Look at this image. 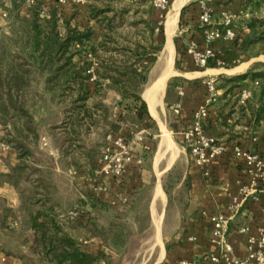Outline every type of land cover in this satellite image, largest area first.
<instances>
[{"label": "crops", "instance_id": "obj_1", "mask_svg": "<svg viewBox=\"0 0 264 264\" xmlns=\"http://www.w3.org/2000/svg\"><path fill=\"white\" fill-rule=\"evenodd\" d=\"M101 1L88 0L87 5L84 6L72 3L57 6L54 3L42 2L45 9L43 15L48 17L52 9L56 8L61 34L65 35L67 25L80 32L90 30L93 37L88 44L91 46L100 43L106 36L114 35L117 31L134 37L127 39L130 43L125 45L118 43L117 46L120 48H130L133 51L136 45L145 48L156 46L154 33L159 13L153 7L144 0H116L120 5L118 9L106 10V13L95 18L92 13L93 4ZM177 1L170 0L169 13ZM201 1L184 0L180 8L173 35V38H180L176 46L178 59L174 48L171 65L174 70L175 61L178 60L180 69L178 73L174 70V75L170 77V81L168 80L164 93V96L168 98L169 95L170 98L168 112L172 131L183 146L179 147L175 157L172 154L167 160L165 155L170 150L162 147V139L160 145L156 146L145 136L144 141L138 145L135 162L127 168L121 182L110 181L107 184L106 193H95L92 189L90 180L97 170L100 153L95 155L96 152L90 151L88 142L96 134L103 136L106 132L99 147L101 152L106 135L113 133L130 137L137 130L136 128L140 127L135 123V105L131 108L126 107L122 102L125 98L121 92L116 88L108 87L110 85L108 81L104 82L105 92L101 90L95 93L91 88L86 102V109L93 115L95 124L92 125L90 121L84 120L78 126L76 124L78 110L73 106L76 93L69 97L71 101L69 107L61 110L63 99L60 97L59 89L48 84V75L35 77L33 86L26 93V108L33 117L40 136L39 140L37 143L27 144L29 151L22 159L13 147L8 151L0 148V264H26L25 257L29 255L33 232L25 223L23 205L28 190L26 186L29 185L34 189L37 184L40 186L37 196L49 197L54 205L53 210L47 207L35 208L36 211L42 212L39 222L48 224L56 221L65 225V231L77 242L81 252L99 257L96 264H111L110 261L116 256L111 259L109 255H120V251L114 250L116 254L110 253L112 251L110 246H120V242L108 232L109 228H114V225L112 223L98 225L94 220V214L99 212L108 214L114 220L133 216L139 210L141 199L150 184L153 188L147 199V212L156 229V241L144 264H177L181 260L209 264L207 257L217 250L211 243L210 218L219 214L233 216L227 235L228 240L234 248L236 257L240 259L247 257L248 235H241L239 229L249 227L250 233L257 235L264 221V191H259V201H253L251 198L243 201L241 189L250 185V178L244 163L234 157L232 147L239 145L242 149L258 153L264 158V79L257 78L258 74L264 73V68L255 66L258 62L253 61L238 62L230 70H217L211 66L203 71L188 69L189 46L195 44L202 49L204 45L200 23ZM27 4L29 5L28 2ZM251 4V0H218L212 5L214 24L222 23L224 17L228 16L234 20L237 31L247 33V23L255 15ZM1 15L3 12L0 11ZM20 16L27 17L26 11L21 12ZM100 19L104 21L102 24L99 23ZM4 20L0 19L2 21L0 32L2 24L5 25ZM12 21L10 17L6 33L10 41L13 36ZM107 25H111L112 28L109 29ZM216 48L219 49V46ZM77 49L78 45H74L73 51ZM166 51L167 48L160 60L161 73ZM158 60L157 58L156 61ZM74 64L82 67L84 63L81 64L75 58ZM209 78L214 79L217 93L210 104L208 117L204 122V132L225 143L229 151L206 167L205 171L209 175L205 176V171L195 165L182 134L192 127L194 113L205 104L209 96L205 85ZM157 79L149 83L141 94V98L147 104L149 116L154 122L156 119L150 112L144 93ZM245 90H250L252 97L243 105L241 95ZM180 91L183 92V96L179 95ZM31 96L43 105L41 106L46 111V119L37 120L28 109L27 100ZM106 97L117 100L121 109L112 113L108 107H105V111L89 107L88 102L93 99ZM178 103L181 104V112L175 115L172 107ZM160 107L157 106V115ZM155 126L158 128L157 124ZM8 128L11 130V127ZM5 133L4 127L0 124V139H5ZM42 139H46L50 149L58 153L56 156L50 155L49 150L43 148ZM34 149H37L41 154L38 155L47 158L51 164L30 157ZM23 164L30 167L32 172L29 169L25 170L24 176L30 173L28 182L22 179L16 184L17 169ZM53 175L59 178L58 182L54 178L52 180ZM61 179L67 183L60 182ZM159 190L162 191L163 197L158 195ZM122 199H126V202ZM95 203H101V206H95ZM77 204L83 205L89 221L79 228H73L60 216ZM158 205H161L166 212L165 216L164 214L162 216V225L160 224L162 227L159 232L154 220ZM15 222L19 223L17 227L12 226ZM95 229L103 231V235L96 233ZM3 257L6 258L5 263L1 262Z\"/></svg>", "mask_w": 264, "mask_h": 264}, {"label": "trees", "instance_id": "obj_2", "mask_svg": "<svg viewBox=\"0 0 264 264\" xmlns=\"http://www.w3.org/2000/svg\"><path fill=\"white\" fill-rule=\"evenodd\" d=\"M3 1L0 0V3ZM26 2L28 0H11L12 8L19 10V6ZM251 3L253 12L264 6V0H251ZM41 4L43 5L42 2H37L32 5L33 10L27 14V17H21L29 24L27 29L12 27V41L17 47L10 52L9 64L4 65L6 49H3L0 55V124L6 132L5 139L1 141L11 145L20 154L21 159L29 151L27 144L37 143L40 137L33 117L26 108V93L33 86L37 75H48V84L59 89L62 99L72 97L76 93L77 97L73 101L74 108L78 110L76 124L80 126L82 121L87 120L94 125L95 119L93 120V115L87 111L85 105L91 88L95 90V93H99L104 82L108 81L110 84L108 87L116 88L124 97L128 96L127 88L124 86L138 85L137 88H141L146 85L150 67L156 62V55L162 48V45L156 47L152 45L150 48L136 45L132 51L130 48L115 46L114 42L110 43L113 39L106 36L98 45L90 47L94 58L100 59L99 53L102 52L104 55V58L98 62L99 70L96 71L98 79L91 82L90 75L87 74L88 65L85 63L82 67H77L74 64L77 51H73V47L91 42L93 33L90 30L80 32L67 25L65 35H62L57 9H52L49 16L45 17L38 10ZM106 12L103 9L97 11L95 8L92 11L95 18ZM20 13V11L16 13L19 18ZM99 23L102 24L100 21ZM107 27L112 28L111 25ZM247 29V33L236 30L237 37L233 42H219L214 46L216 53L225 64L228 59L221 55L216 46L233 49V55L237 60L234 66L252 50L259 51L257 56L264 55V17L251 18L247 23ZM111 53L118 54L120 59ZM107 54L110 55L107 56ZM147 61V65H141L142 62ZM214 67L211 65V68ZM188 69L203 71L197 70L191 63ZM257 78L264 79V73L258 74ZM130 96L135 104V123L140 127L154 125L149 116L147 104L141 98V93ZM8 127H11V130ZM28 169L32 172L30 167L24 164L17 169L16 184H19L22 179L28 182L30 173L24 176L25 170ZM39 189L38 184L34 186L35 194ZM24 200L25 223L33 232L29 255L25 257L26 264H96L99 257L81 252L77 242L65 231V225L56 221L48 224L39 222L42 212L36 211L35 208L47 207L53 210L54 205L49 197L42 196L34 201L32 196H28ZM80 205L82 211H85L83 205ZM95 206H101V203H95ZM85 221H89L86 213L75 224H69L73 228H79ZM102 233L103 231L98 232L100 235H103Z\"/></svg>", "mask_w": 264, "mask_h": 264}, {"label": "built area", "instance_id": "obj_3", "mask_svg": "<svg viewBox=\"0 0 264 264\" xmlns=\"http://www.w3.org/2000/svg\"><path fill=\"white\" fill-rule=\"evenodd\" d=\"M151 5L158 13L159 20L155 32L158 33L164 25V17L167 15L171 2L170 0H144ZM218 0H202L200 2L201 15L200 23L204 36L203 48H199L195 44H191L187 50L189 61L197 70H205L211 65L215 67L225 66V62L216 53L214 46L219 42L230 43L237 37L234 20L231 17L225 16L222 23L214 24L213 22V8L212 5ZM37 2H49L59 6L72 3L77 6H84L87 0H28L30 5ZM7 14L3 13L0 19H6ZM90 75V81L97 80L95 76V67L89 69L87 72ZM208 90V98L205 104L200 107L193 115L192 127L185 131L182 136L186 147L189 150L191 157L197 167L205 171L206 167L212 162L228 153V146L205 134L204 122L208 117L210 104L216 97V87L213 78H209L205 83ZM183 96V92H179ZM252 97L250 90L243 91L241 95V104H246ZM172 112L179 115L181 112V104L178 103L172 107ZM145 139L144 131H135L130 137L125 135H116L110 133L106 135L104 144L101 148L99 158L97 160V170L91 178L92 189L95 193H106L108 191L107 184L110 181L121 182L127 168L131 166L137 156L138 145ZM44 149L49 150L50 155L56 156L58 153L51 150L46 139L41 141ZM0 148L8 151L12 148L11 145L6 144L0 139ZM234 157L241 160L250 178V185L241 189L243 201L251 198L253 201H259V191H264V158L255 152L244 150L239 145L232 147ZM209 174L205 171V176ZM126 202V199H122ZM236 207H234V210ZM233 211V206H232ZM85 211H82L81 205H75L70 211L62 214L60 217L70 224H75ZM233 216L227 217L225 215H216L210 218L212 224L211 243L216 246L215 253L207 257L209 264H264V221L258 229L257 235L250 233L249 227H242L239 229L241 235H248L247 257L240 259L235 256L234 248L228 240V231ZM85 221L83 224H85ZM19 223L12 224L17 227ZM82 224V225H83ZM6 258L1 259L5 263ZM177 264H202L198 261H184L181 260Z\"/></svg>", "mask_w": 264, "mask_h": 264}, {"label": "rangeland", "instance_id": "obj_4", "mask_svg": "<svg viewBox=\"0 0 264 264\" xmlns=\"http://www.w3.org/2000/svg\"><path fill=\"white\" fill-rule=\"evenodd\" d=\"M22 1V0H21ZM88 1V0H87ZM105 3H104V2ZM103 2V3H101ZM100 3L98 4H93L94 8L97 9V11L99 10H108L110 11V9H118L120 7L119 3L116 0H102ZM114 2V3H113ZM146 2V1H145ZM147 3V2H146ZM148 4V3H147ZM27 2L26 3H22V5H20V9H15L12 8V4H11V0H4L3 3H0V11L3 13L7 14V18L3 21V23L5 25L2 24V30L0 32V55L3 53V49H6V53L4 55H6L5 57V61H4V65L9 64V59L11 58L10 52L14 51L16 49V45H14L12 39L11 41L9 40L10 37L8 35H6L7 33V28H8V20L11 19L14 21H12V25L13 27L17 28V29H27L29 27V24L21 18L17 17L16 13L17 11L23 12L26 11V13H30L33 10L32 5H28V7H26ZM87 5V4H86ZM151 6V5H150ZM152 7V6H151ZM171 8V6H170ZM36 9V6H35ZM38 10L41 12V14H45V9L43 8V5H39ZM170 10V9H169ZM25 13V12H24ZM169 13V11H168ZM167 13V15H168ZM255 15L257 17H264V6H261L260 8L255 9ZM21 15V13H20ZM167 15H165L164 17V25L162 26L161 30L158 33H154L155 35V41H156V46L158 45H162L161 51L160 53H158L156 56L159 59L158 61H156L149 70L148 73V81L147 84L142 86L141 88H137V86H129L128 84L124 87L127 88V93L128 96H125L123 99V103H125L124 105L128 108L133 107L134 104V100L132 99V97L130 95H134V93H143V91L145 90V88H147V85L149 83H151L155 78H158V76L161 75V67H159L160 65V60H161V56H162V50L164 49L165 45H166V41H167V37H168V30H167ZM44 16V15H43ZM18 24H16V22ZM100 22H102L103 20H99ZM2 21H0L1 24ZM104 22V21H103ZM165 24H166V28H165ZM128 27V26H127ZM60 28V25H59ZM129 28V27H128ZM63 31V30H62ZM123 32H114V35L112 34L110 36L111 42H114V45L116 46L118 43L121 44H127L130 43L129 40L127 39H134V37H129L128 35H123ZM13 37V36H12ZM142 38V37H141ZM180 40L179 37L177 38H173V43H174V48H175V52H176V46L178 44V41ZM99 44V42H98ZM98 44H94V45H98ZM148 44V43H146ZM155 46V47H156ZM91 44H88V42L84 43L82 46L78 45V49H77V56L76 59L77 61H79L81 64L82 63H86L88 65V70L92 69L95 67V76L97 77L96 71L99 70V61L100 59L104 58V55L102 53L100 54V59H96L91 55V50H90ZM114 47V46H112ZM221 53V55L225 58L228 59V61L226 62L225 66L222 67H215L217 70H230V68H232L237 60L235 58V56L233 55V49L231 47H226V46H220L218 49ZM258 50H252L250 51L248 54L245 55V57L243 59L240 60V62H258V64H255V66L259 67V68H264V55H258ZM113 55H115L118 59L119 55L116 53H111ZM177 54V59H178V52H176ZM110 54H107V56ZM182 55V54H181ZM106 56V57H107ZM147 62H142L141 65L145 66L147 65ZM172 64H173V60H172ZM142 66V67H143ZM162 66V63H161ZM142 69V68H141ZM180 69L179 66V62L178 60L175 61L174 64V70L178 73V70ZM159 74V75H158ZM214 74H217L216 72H214ZM157 76V77H156ZM169 81L171 80L170 78L168 79ZM169 81H167L169 83ZM102 90L105 92V87L102 88ZM102 91V92H103ZM34 96V95H32ZM29 98L27 100V107L28 109L31 110V113L37 118V120L40 119H46V111L42 109V104L40 103V101L38 99H35L34 97ZM170 101L169 95L168 98L166 97V95L164 96L162 102L159 104L161 107L158 109V117L156 119V121L154 123V125H150L148 127H138L136 128V131H141L144 130L145 131V136L147 137L148 140H150L154 145L158 146L160 145L161 139H162V128L164 127L165 130L167 131L171 141L174 144V149L171 150L165 155L166 159L169 160L172 157V154L175 152L177 154V151L179 149V147L183 146L180 142V139H178V136L173 133V129H172V125L170 124L169 121V112H168V103ZM71 101L68 98H65L62 100V106H60L61 110L64 108H68L69 107V103ZM105 102V103H104ZM117 100L112 99V97H106L104 99H93L92 101L88 102L90 104L89 107L93 108V109H98L99 111H105V107H108V109L110 110V112L114 113L117 110L121 109V105L117 103ZM42 105V106H41ZM87 105V104H85ZM118 116V115H117ZM57 121V120H56ZM128 122V121H127ZM130 125H131V121L129 119ZM155 124L158 125V128L155 126ZM106 132H104L103 136L102 134H96L94 137H92V139L88 142V146L90 147V151H94L96 152V154L100 153V146L102 145V140L103 137L105 136ZM37 146V145H36ZM94 148V149H93ZM32 155H30V157H34L35 159H39L40 161H42V163H48L47 158L45 157H41L39 151L36 149L32 150ZM174 153V155H176ZM40 154V155H38ZM38 156V157H37ZM29 157V158H30ZM166 160V161H167ZM33 160L31 159V162ZM53 169V168H52ZM45 176V175H44ZM56 180V182L59 181V178H55V176L53 175L52 180ZM62 180V179H61ZM60 182H64L67 183L66 181H61ZM28 187V190H26V197H28L29 195H33L32 198L34 199V201L40 199L41 197H38L37 194H35V191L33 188H31L29 185L26 186ZM148 189L145 190L144 192V196L141 199V203H140V207L139 210H137L133 216H129L128 218H116V220H114L112 218L111 215L108 214H101L99 213H95L94 214V220L98 222V225L102 226V225H107L109 223H112L114 225V228L111 227L110 229V233L109 234H113L115 237V240H118L120 242V246L115 245L116 247H112V245L110 246V253L113 252L114 254L115 251H120V255H109L110 258L112 259L114 256H116V258L112 259L110 261L111 264H144L146 262V260L148 259L152 249H153V245L155 244L156 241V229L155 226L153 225L151 219L149 218V214L147 212V207H148V197L151 194V188L152 185L150 184V186ZM67 190H65L66 193ZM79 202V201H78ZM77 202V203H78ZM165 216L166 212L164 211L163 207L161 205H158L157 209L155 210L154 213V220L158 219L161 215ZM90 215V214H89ZM134 217L136 218V220H134ZM158 217V218H157ZM90 219L92 220V216H90ZM162 225V224H161ZM162 226H160L161 229ZM97 231V232H96ZM95 232L98 233L100 232L99 229H95ZM113 248V249H112ZM116 248V249H115ZM118 248V249H117Z\"/></svg>", "mask_w": 264, "mask_h": 264}, {"label": "bare ground", "instance_id": "obj_5", "mask_svg": "<svg viewBox=\"0 0 264 264\" xmlns=\"http://www.w3.org/2000/svg\"><path fill=\"white\" fill-rule=\"evenodd\" d=\"M183 3H184V0H178L174 4L172 11L168 15V19H167L168 37H167V45L165 47V48H167V51H166V54L164 55L163 61H162L164 63V68L162 70L161 75L158 77V79L155 81V83L153 85H151L147 89V91L144 93V97L148 101V104H149L150 112L156 118L158 117L156 109H157V106H159V104L163 100L164 93H165L166 86H167V81L170 77H172L174 75V70L171 66L172 60H173V55H174L173 35L175 32V26L177 23L178 14H179L180 8H181ZM164 53H165V51H164ZM162 133H163L162 144H161L162 147H165L168 150H170V149L173 150L175 148L174 144L171 141V139H170V137H169V135H168V133L164 127L162 128ZM174 153H173V157L176 156V155H174ZM158 195L160 197L161 196L163 197L162 191L159 190ZM161 221H162V215L158 219H155L157 232H159V230H160Z\"/></svg>", "mask_w": 264, "mask_h": 264}, {"label": "water", "instance_id": "obj_6", "mask_svg": "<svg viewBox=\"0 0 264 264\" xmlns=\"http://www.w3.org/2000/svg\"><path fill=\"white\" fill-rule=\"evenodd\" d=\"M164 51H165V47H164V49H163V51H162V53H164ZM210 68V67H209ZM154 83H152V85H153ZM151 86V85H150ZM149 88V87H148ZM147 91V90H146Z\"/></svg>", "mask_w": 264, "mask_h": 264}]
</instances>
